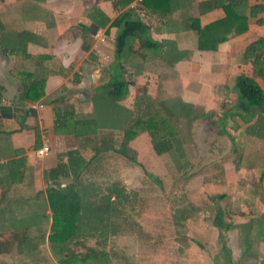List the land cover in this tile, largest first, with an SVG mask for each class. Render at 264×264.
<instances>
[{"label": "crops", "instance_id": "crops-1", "mask_svg": "<svg viewBox=\"0 0 264 264\" xmlns=\"http://www.w3.org/2000/svg\"><path fill=\"white\" fill-rule=\"evenodd\" d=\"M188 1L180 0V3L188 4ZM213 3L214 0H191V7L183 9L184 17L180 19L183 28L174 20L177 12L164 14L144 9V21L152 28L151 39L162 47L157 52H132L124 60L120 59L119 70L123 80L129 83L128 92L120 101L113 103L104 89L105 84L112 79L111 67L116 63L117 67L119 65L114 45L118 29L110 28V24L123 10H114L110 4L100 0H0V106L5 109L3 112L0 110V261L15 264L43 262V250L48 245L52 224L47 190L49 186L57 187L51 184L46 174L58 165L64 166L55 181L60 188L75 185L76 182H91L87 174L94 171L99 163L102 173H108L109 168L112 172L115 164L113 159L117 161V166L123 163L126 167L131 165L133 170L138 164L145 174L153 176L162 173L164 166L165 171H169L172 161L168 157L165 159L168 153L157 155L147 133L138 134L127 144L123 138L126 126L157 108L164 110L176 125L178 134L173 140L179 137L180 124L189 130L190 124L195 119H200L207 126V115L217 112L216 118L224 120L221 126L235 135V143L229 142V158L224 161V178L220 185L230 186L229 189L234 191L231 196L237 198L239 187L235 183L245 177L251 178L250 174L253 173L250 171L254 170L243 169L244 174L234 172V164H240L244 160L239 159V155L247 157L245 161L248 163L255 158L263 159L264 139L249 131L252 122L242 121L234 106L222 110L215 101L226 100L228 91L236 101V77L240 73L248 76L253 73L251 66L244 64L242 56L248 44L264 38V25L256 23L259 19L264 21V12L256 18L248 17L246 30L237 35L229 34L224 43L217 45L216 50L201 51L197 48L196 33L187 27L185 19L196 18L202 28L223 18L221 9H208ZM247 3L250 8L264 4V0H247ZM93 8L109 18L110 21L104 28L94 27L89 16ZM126 9L128 7L124 10ZM95 20L100 19L95 17ZM171 43L177 47L179 58L173 59V65L169 68L173 73L167 74L164 57L168 54L169 47H172ZM231 51L234 52V66L229 70L228 77L217 83H222L221 85L207 89L209 80H204L202 76L206 71V67H203H208L210 60L214 71L218 66L225 69L227 56ZM184 53L191 55L185 59ZM204 56H208L207 60L201 61L200 58ZM138 60L140 63L145 62L140 65ZM196 60V65L200 63L202 66L197 73L192 68L195 65H191V61ZM152 61L160 63L162 68L158 71L150 68L149 63ZM195 75H199L197 78L201 83L198 90L188 82ZM250 77L264 90L263 80L256 76ZM29 87L32 99L26 95ZM221 87L225 90H221ZM188 89L191 91L187 92ZM188 93L190 97L186 96ZM173 97L195 101L194 106L199 111L186 118L185 122L184 118L178 120L174 117L177 108H173L167 101ZM178 104L184 108V102ZM132 106L140 107L135 112ZM58 110L71 111L80 119H91L96 116L95 111L99 110L101 119L107 126L102 125L96 135L75 137L67 134L65 129H61L65 133L60 132L59 125L54 123V114ZM124 110L133 114L130 121L124 120ZM230 110L234 114L226 117ZM212 121L209 122L213 123ZM217 124L220 132L219 123ZM44 139L49 141L50 152L39 157L36 151L42 147ZM187 144L188 147L191 146L190 143ZM126 147L132 150L133 155L130 156H134L136 164L114 151ZM234 154L236 159L233 158ZM120 172L121 169L118 168V174ZM227 173L232 175L230 181ZM188 185L191 186V183ZM191 187L194 190V184ZM217 188L219 187L212 186L208 190ZM242 191L243 189L240 195L247 196ZM31 217L36 218L34 224L21 223ZM249 220H254V217H249ZM23 227L25 230L30 228L32 234L22 238L20 231ZM33 241L36 250L30 249ZM5 242L11 243L12 247L9 248ZM35 252L39 256L37 262Z\"/></svg>", "mask_w": 264, "mask_h": 264}, {"label": "rangeland", "instance_id": "rangeland-1", "mask_svg": "<svg viewBox=\"0 0 264 264\" xmlns=\"http://www.w3.org/2000/svg\"><path fill=\"white\" fill-rule=\"evenodd\" d=\"M183 11L182 9L177 12L178 15L174 18L179 27H182L180 19L184 17ZM171 46L168 54H165L164 57L167 74L171 72L169 68L173 65V59L179 58L176 53L177 47H174L173 43ZM184 47L186 46L184 45ZM143 52L145 53V51ZM127 55L128 53L123 54L120 59L124 60ZM190 55L191 53H184V58L186 59ZM233 55L234 52L232 51L228 53L225 69L223 66H218V68L215 67L214 71L210 60L208 61L209 66L203 67H206V71L202 76L204 80H209L208 85H206L207 89L221 85L222 83H217L228 77L229 70L234 66ZM207 57H201L200 60L205 61ZM144 62L145 60L141 63L138 60L140 65ZM191 62V65H195L192 66L196 71L195 73L202 69L200 63L196 65L197 60ZM118 63L120 64V61ZM149 67L158 71L162 65L152 61L149 63ZM249 75L255 77L254 73H249ZM197 77L199 78V75L193 76L188 81L195 90L201 86ZM183 82L185 83L184 79ZM221 90L224 91L225 89L221 87ZM190 91L188 89L187 92ZM206 94H208V90H206ZM189 95L190 93L186 94L187 97ZM226 97V100L215 101L218 108L223 110L234 106L235 100L232 96L230 97L229 91L226 92ZM167 101L173 108H177L174 117L178 120L184 118V122L186 118L199 111V108L194 106L195 101H183L177 97L169 98ZM183 102L184 108L178 104ZM162 105L164 106V104ZM140 106L136 108L132 106V110L137 112ZM195 110L197 111L195 112ZM124 112H126L124 120L130 121L133 114L125 110ZM233 114L234 111L230 110L226 113V117ZM216 116L217 112H210L207 115L209 121L213 120V123L208 121L207 126L204 124V120L200 119H195L196 121H193L192 125L190 124L189 130L180 124L179 137L173 140V148L165 157V159L168 157L170 162L172 161L169 165V171L166 170L168 171L166 172L164 166L162 173L156 172V176L151 175L153 179L148 177L143 169L137 166L138 164L133 170L131 165L126 167L122 163L117 166L115 159H113L115 164L113 163L112 172L109 168L108 173H102L99 163L97 167H94V171L87 174L91 182H83L82 185L91 183L93 187L99 188L101 193H105L111 185H119L127 196L119 206V210L123 214L120 215L119 219H115L116 224L120 223L124 226L122 227L124 230L115 236L107 235L104 247H102L111 256L112 264H264V175H260L261 173L264 174V158H255L253 162L248 163L247 160L245 161L247 157L239 155V159L244 158V160L240 164H234V172L244 174L243 169L254 170V172L249 170L250 173H253L250 174L251 178L245 177L235 183L239 187L237 198L231 196L234 191L229 189L230 186L221 187L220 185L219 188L211 191L214 195L224 192V198L217 199L214 196L212 200L209 197L211 193H208L206 188L209 184L213 186L212 180L218 175L219 170L223 169L224 161L228 160L229 142L235 143L234 133L225 130L221 126L224 120L220 117L216 118ZM217 122L220 132L217 129ZM100 124L107 126L102 119ZM242 136L244 137L245 134ZM187 143H190L191 146L188 147L189 144ZM124 149L127 155H133L131 149L129 150L127 147ZM132 157L134 158V156ZM233 158L236 159L235 154ZM214 161H217L215 166L218 169L213 167ZM118 168L121 169L119 174ZM227 174V179L230 181L232 175ZM261 176H263L262 179ZM223 178L224 173L222 171L220 180L218 179L219 183H223ZM189 182L191 186L194 184V190H191L192 187L188 185ZM222 188L225 190H221ZM241 189H243V195L247 194V196L240 195ZM253 193L254 196H252ZM115 196L111 197L115 199ZM191 207L194 209L193 211ZM218 208L225 212L224 221L233 224L232 230L227 233L226 241L224 238L219 239L218 230L212 226V219ZM251 216L254 217L251 227H245L248 225V218ZM257 217L260 218L256 219ZM35 221L36 218L31 217V219L22 220L21 223L32 225ZM38 222H40V217ZM124 224L130 225L125 226ZM25 227L20 231L22 238L32 234V230L30 228L25 230ZM83 242L86 246L98 248L95 239H88ZM30 249L36 250L34 241L32 245L30 244ZM74 249L75 251L81 250L80 247ZM43 252V262L34 264H58L49 248V243L45 245ZM38 260L39 256L35 252V261ZM9 263L15 264L11 261H0V264ZM23 263L25 264V262H21V264Z\"/></svg>", "mask_w": 264, "mask_h": 264}, {"label": "trees", "instance_id": "trees-1", "mask_svg": "<svg viewBox=\"0 0 264 264\" xmlns=\"http://www.w3.org/2000/svg\"><path fill=\"white\" fill-rule=\"evenodd\" d=\"M100 1L110 4L114 10H123L110 24V28L118 29L114 41L117 61H120L121 56L125 53H142L144 50H159L162 47L160 43L151 39L152 28L144 21L142 10L149 9L154 12L171 14L191 7V0L188 1V4H181L180 0H142L138 8L134 9H130L129 6L135 0ZM127 7L128 9L124 10ZM208 9H221L224 17L202 28L196 18L185 19L188 23L187 27L196 33L197 48L201 51H214L218 44L227 40L229 34L237 35L244 32L247 28L248 17L256 18L263 13L264 4L248 8L247 0H214ZM89 16L92 18L95 28H104L110 21L97 8H93ZM94 16L100 20L96 21ZM256 23L264 25V21L261 19L256 20ZM242 57L244 64L251 66L254 75L264 81V38H259L248 44ZM119 65L117 67L116 63L111 67L114 69L111 72L112 79L104 86L113 103L120 101L128 92L129 83L123 80L119 70L121 63ZM234 91L236 93L234 104L236 114L242 121L252 122L249 131L264 139V90L252 77L240 73L235 79ZM30 94L29 87L26 90V95L32 99ZM0 110L5 111L2 106H0ZM95 114L96 116L91 119H80L75 117L71 111L58 110L54 114V123L59 125L60 132H63L61 129H65L67 134L75 137L96 135L102 128L100 124L102 115L99 110H96ZM140 133H147L153 150L157 155H163L171 151L172 140L177 136L178 129L170 116L161 108H157L144 118L125 127L123 130L124 143H129ZM123 150L114 151L136 164L135 159L128 156ZM63 167V165H58L46 174V178L50 180L51 184L57 185V187L49 186L47 190L52 219L48 243L53 256L58 264H112L111 256L102 247H104L107 235L115 236L124 230L122 228L124 226L120 223L116 224L115 219H119L123 214H121L119 206L127 198L125 192L119 185H111L105 193H101L99 188L93 187L91 183L87 186L79 182L69 187L60 188L58 184H55V181L60 176ZM221 173L222 169L212 180L213 186H220ZM146 175L152 178L150 174L146 173ZM210 187L212 186L209 184L206 191L211 193L209 197L212 200L214 196L217 199L224 198V192L213 195L212 191L208 190ZM113 195H116L114 200L111 197ZM191 210L194 209L191 207ZM224 218L225 212L219 208L216 209L212 226L218 230L219 239L224 238L226 241L227 233L232 230L233 224L225 222ZM252 221L249 220L245 227L250 228ZM88 239H95L98 248L86 246L83 241ZM5 243L9 248L12 247L11 243ZM75 247H80L81 250L75 251ZM25 264L28 263L25 262Z\"/></svg>", "mask_w": 264, "mask_h": 264}, {"label": "built area", "instance_id": "built-area-1", "mask_svg": "<svg viewBox=\"0 0 264 264\" xmlns=\"http://www.w3.org/2000/svg\"><path fill=\"white\" fill-rule=\"evenodd\" d=\"M142 0H135L130 6V9L138 8L139 4L141 3ZM143 12V10H142ZM50 152V145L49 141L47 139H44V143L42 147L36 151L37 156L43 157L46 156Z\"/></svg>", "mask_w": 264, "mask_h": 264}]
</instances>
